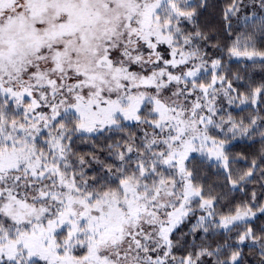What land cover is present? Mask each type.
<instances>
[{
  "label": "snow or ice",
  "instance_id": "obj_1",
  "mask_svg": "<svg viewBox=\"0 0 264 264\" xmlns=\"http://www.w3.org/2000/svg\"><path fill=\"white\" fill-rule=\"evenodd\" d=\"M0 264H264V0H0Z\"/></svg>",
  "mask_w": 264,
  "mask_h": 264
}]
</instances>
